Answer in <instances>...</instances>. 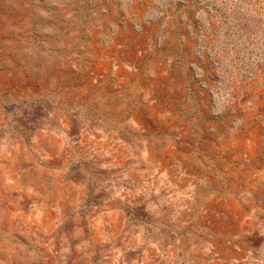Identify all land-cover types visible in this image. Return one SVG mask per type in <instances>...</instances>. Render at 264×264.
<instances>
[{"label":"rangeland","instance_id":"1","mask_svg":"<svg viewBox=\"0 0 264 264\" xmlns=\"http://www.w3.org/2000/svg\"><path fill=\"white\" fill-rule=\"evenodd\" d=\"M0 264H264V0H0Z\"/></svg>","mask_w":264,"mask_h":264}]
</instances>
